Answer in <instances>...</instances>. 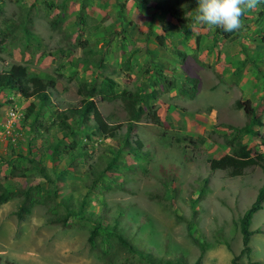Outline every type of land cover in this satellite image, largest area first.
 Returning a JSON list of instances; mask_svg holds the SVG:
<instances>
[{"label":"rangeland","instance_id":"obj_1","mask_svg":"<svg viewBox=\"0 0 264 264\" xmlns=\"http://www.w3.org/2000/svg\"><path fill=\"white\" fill-rule=\"evenodd\" d=\"M69 1L55 0L52 7L54 2L50 0H0V70L15 65L12 52L17 53L26 45L28 57L23 63L34 73L55 81L59 94H55L54 99L61 108L79 104L83 98L79 86L88 79L98 83L109 76L116 83V92L132 90L135 80L130 77L132 66L127 61L133 50L131 36L124 42L121 33L114 32L106 36L105 47L106 42L96 33L93 35L97 17L86 14L83 5L78 12H70ZM195 5L197 7V0H181L183 8H191L189 20L182 16L181 10L175 15L186 19L183 23H189L194 30L203 32L204 26L194 21ZM22 6L27 7L25 12L20 11ZM77 14L82 17L84 26L74 24ZM24 24L33 31L28 32L31 38L28 44L24 43L25 33L20 27ZM162 28L169 31V35H175L169 23L163 22ZM117 41L125 43L126 48L119 47ZM99 43L101 51L117 53V58L110 59L101 70L93 65L96 53H85L86 48ZM256 46H261L259 40ZM260 50L252 53L255 58L262 54L264 58V51ZM205 51L206 48L201 47L199 53ZM80 55L88 58L87 67L73 66L74 59H82ZM238 56L236 61L246 67L245 55ZM196 57L195 51L191 58L197 66ZM201 58L198 65L201 82L195 99L187 100L176 92L175 96H159L156 101L159 107L152 106L156 113L158 109L166 110V104L172 105L177 114L187 116L186 122L178 117L163 121L156 113L158 122L151 123V110L129 133L130 142L138 141V145L127 148L123 142L119 143L128 120L121 103L118 100L100 102L95 98L96 109L107 124L119 125L113 139L96 136L86 139L81 135L63 140L61 144L74 143L76 150L68 158L60 159L51 156L54 140L48 144L45 138L39 151L34 149L39 139L29 142L33 152L37 151L31 159L41 161L43 171L28 170L25 178L11 179L12 186L38 185L43 192H54L55 201L65 199V203L72 206L84 202L85 217L79 222L83 229L65 230L44 225L46 211L40 206L33 207L23 222L16 223L11 216L15 200H10L0 206V264H102L96 254L87 249L85 239L89 228L97 230L96 242L102 238L115 241L111 235L116 232L131 245L132 253V250L121 253L110 264H146L145 255L161 260L183 257L186 264H192L200 252L186 236L187 227L203 250L200 264H232L234 258L236 262L248 264L245 256L239 255L238 219L254 201L263 182V170L251 167L244 169L240 176L231 177L226 170L211 171L208 160L228 155L236 142L249 149L252 155L264 153V142L236 133L247 120L241 110L234 108L236 97L231 86L217 83V57ZM177 86L175 83L174 87ZM4 93L0 91V105L8 106V102L4 103L8 101ZM20 101L15 108L19 113L25 107ZM6 113L0 109V123ZM49 122L46 120L44 124L49 125ZM260 126L255 123L252 130H260ZM2 130L0 126V132ZM262 132L264 134V129ZM3 137L0 135V177L8 174L12 165L28 167L25 160L18 157L24 153L21 148L24 139L9 143ZM108 164L109 169L103 170ZM101 171L105 172L92 186L91 182ZM44 173L47 179L41 177ZM54 205L59 214L66 207L61 203ZM261 207L252 215L248 228L259 231L249 238V261L264 264V201Z\"/></svg>","mask_w":264,"mask_h":264},{"label":"crops","instance_id":"obj_2","mask_svg":"<svg viewBox=\"0 0 264 264\" xmlns=\"http://www.w3.org/2000/svg\"><path fill=\"white\" fill-rule=\"evenodd\" d=\"M50 1L54 2L55 0ZM70 1L67 3L70 12H78L80 5H83L86 14H92L97 17V26L93 30V35L96 33V36H100L103 42H106L104 43L105 47L108 43V37L106 36H110L114 32L118 34L121 33L120 36L124 38V42L126 39L129 40V35L131 36L133 50L132 53L129 52L130 58L128 57L129 60L127 59V61H129V64L132 66L130 77L135 80V85L130 92L137 91L149 93L152 89H157L159 92L153 102L154 108L157 109L160 105L158 102L156 103L159 96H175V93L177 92L176 88H168L165 81L172 79L175 83L181 84L183 78L189 76L196 78L198 81L196 93L193 98L195 99L201 82L199 77L200 70H198V65L201 64L200 61L202 60L201 57L213 58L216 56L217 59L215 63L216 69L218 70L217 74L219 75L217 83L220 81L219 86H221V83L225 86L230 85L232 89L231 91L235 95L236 100L248 101L250 103L251 107L254 109L255 116L259 119L261 125L260 130L257 129V131L264 136L262 132L264 129V58H262L263 54L261 56L259 55L258 58H255L256 55L252 54L256 52V50L261 49L264 51V16H258V13L261 10L258 6L243 14L241 17L243 27L238 32L230 33L224 38L218 33L219 28H208L207 26H204V31L200 32L194 30L193 26L189 25V23L178 24L174 18H169L167 10H161L158 8V4L162 0H147L146 2L145 0ZM54 4L55 2L52 3V7ZM26 9L27 7L22 6L20 11L25 12ZM190 10V7L184 8L181 12L183 13L182 16L188 19ZM76 19L77 21L75 23L73 21L75 25H85L82 17ZM163 22L170 24V27L176 31L174 32L175 35H169V31L165 30L164 32L162 30ZM20 27L21 30H24L27 33H33V31L29 29V25L24 24ZM188 30L189 32L186 33ZM201 34L204 35V37ZM158 36L162 37L161 45H158L155 41V38ZM27 38L24 40L25 44H27L28 40L31 41L29 36ZM258 40L261 46H256ZM117 43L118 46L120 45L119 47H123V49L126 48L125 43L124 45L121 41H117ZM101 46L102 44L99 43L93 48L90 47L85 49L86 54L89 51L92 52V54L96 53L95 56H97V59L95 63L93 64L90 62L89 64H93L94 68L97 70L103 69L105 63L111 61L110 59L117 58L116 52L111 51V53H105L104 51H101ZM201 47L206 48L205 53H199ZM25 48L26 45L21 50L17 51L18 54L12 52V60L17 62L15 65L27 66V64L23 63L28 57L25 53ZM195 51L198 57H196L197 66L193 63L191 58L195 55ZM241 54L245 55L244 59L247 62L246 67H242L239 65V62L236 61L239 58L238 55ZM122 57L124 59V55ZM80 58H82V55H80ZM87 62H89L87 57L80 60L74 59L73 66L75 67L76 65V67H83L84 65L86 66ZM27 69L30 72H33L31 69ZM222 76L224 78H222ZM104 78L112 80L109 76ZM89 82H91L90 79L84 81V83ZM2 90L5 91L4 94L8 96V101H4V103L8 102L9 104L8 106L2 104L6 106L5 108H2V105H0V109L7 112L5 118L1 121L2 123H0V126L3 128L0 135L4 136L3 139L10 143L11 140L16 141L19 138H23L24 146L21 147L24 150L23 154L27 152V157L31 158L32 155L35 156V153L39 151L38 147L41 148L42 145L40 144L45 138L48 140V144H50L54 139L53 137H62V133L57 131L54 126H51L48 132H45L43 128L39 127L37 130V128L34 129L30 126L32 122L35 126H38L39 123L44 124V121L47 120L49 115L48 110L46 111L45 107L38 105L37 101L34 99H23L13 92L6 89H1L0 91ZM55 94H59V90L58 85L54 81V88L51 90V95L49 96L50 102L53 104L56 102L55 105L57 106V109L60 108L64 110L69 106L67 105L64 108L59 107L58 101L54 99ZM19 99L21 100L20 102L23 107L25 106L20 113L15 110ZM10 100L13 102L10 103ZM30 103L34 106L33 114L25 117V110ZM165 107L166 110L163 108L162 110H156V113L163 121H168L170 117H178L185 122L187 121V116L183 113L177 114L174 106L166 104ZM34 112H37V116H35ZM33 116L35 118H33ZM200 117L202 119V116ZM91 123L92 122L89 121V124ZM135 123L136 122H134V124ZM69 125L76 128L73 133V138H80L81 135L84 136L85 133L89 132L88 128L81 127V123L76 118L69 120ZM89 136L93 137L91 134ZM71 138L72 137L62 138L60 142ZM35 139H39V143L36 145L34 144V149L37 151L33 152V147H31L32 145H30L29 142ZM51 149V156L56 158V151L53 146H51ZM35 159L38 158L35 157ZM40 164L43 165L41 161ZM47 173L49 175L48 171Z\"/></svg>","mask_w":264,"mask_h":264},{"label":"trees","instance_id":"obj_3","mask_svg":"<svg viewBox=\"0 0 264 264\" xmlns=\"http://www.w3.org/2000/svg\"><path fill=\"white\" fill-rule=\"evenodd\" d=\"M158 8L161 10H167L168 15L174 18L178 24H182L186 19L177 18L175 12L177 10H183L181 6V0H162L158 4ZM261 10L258 16H264V2L257 5ZM188 8V7H187ZM83 7L80 5V9ZM79 14V13H78ZM79 15L77 18L79 19ZM189 20V19H188ZM165 32V29H162ZM189 30L186 32L188 33ZM25 35H28L25 32ZM218 33L226 38L230 33H225L222 29L218 30ZM6 34V33H4ZM27 38V36H24ZM4 38V35L1 36ZM28 39V38H27ZM158 45L162 43V37L158 36L155 38ZM1 42V40H0ZM28 44V41H27ZM160 76L159 74H157ZM57 76V75H56ZM197 79L189 76H185L181 84L175 86V82L172 79L165 81L168 88H176L178 96L191 100L194 98L197 87ZM54 88V80L52 78H47L42 74H37L30 72L26 67L21 65H12L5 70H0V90L6 89L14 94L18 95L23 99H34L37 101L38 105L45 107L48 110V118L50 120L49 125L39 123L38 126H30L34 129L40 127L49 131L51 126L62 133V137H53V148L56 151V158L60 159L65 156L75 152L76 148L74 143L71 144H61L60 140L66 137H72L76 130L75 127L69 125V120L77 119L81 123V127L88 128L89 132L84 134V137L90 138L91 136H96L99 138L113 139L116 135L115 132L119 130V125L107 124L105 118L98 112L95 106L94 99L96 98L100 102H110L118 100L121 103L124 113L126 114L128 120L125 125V133L121 137L119 143L123 142L128 148L130 145H138V141L134 143L129 140V133L131 132L134 122H137L143 116H148L150 111L153 109V102L159 92L157 89H152L149 93L142 92H130V91H119L116 92V83L108 78L101 79L98 83H82L79 86V91L82 92L83 98L79 101L76 106H67L64 110L57 109L55 103L50 102L49 96L51 95V90ZM234 108L241 110L247 122L240 129L236 130V133H242L249 137H257L264 142V137H262L257 131L252 130V126L259 123L257 120L254 109L251 107L248 101L234 102ZM34 106L30 103L25 110V117L33 114ZM37 116V112H34ZM33 118H35L33 116ZM89 121L92 123L89 124ZM151 123H157L158 118L155 111L152 110ZM91 130V131H90ZM76 139V138H74ZM75 142V141H72ZM61 144V151L58 150V146ZM264 146V143H262ZM61 152V153H60ZM27 152L25 154L19 155V159L25 160V164L28 167H17L12 165L8 174L0 177V206L5 204L10 200H15L14 209L11 212V216L14 218L16 223L23 222L25 217L29 215L30 210L35 206L43 207L46 211V218L43 224L47 226H58L65 230H81L83 226L79 223L85 217L83 215L82 209L85 204L82 201L76 203L75 205H70L65 203V199L55 201L56 194L54 192H43L39 189L38 185L30 186L26 184L25 186H12L10 180L16 178H25L28 170H34L36 172L43 171L41 164L33 159L27 157ZM62 154V155H59ZM71 155V156H72ZM71 158V157H70ZM69 158V160H71ZM69 163H67V166ZM209 169L211 171L215 170H226L229 176H240L242 171L251 167H260L263 170V182L261 187L258 189L254 201L249 205V207L244 210L240 218L238 219V232L240 234L241 249L239 255H244L247 259L248 264H259L257 261H249V255L251 249L249 247V238L253 234H258V230H249V225L251 222V217L254 213L261 210V204L264 201V153L251 154V151L247 149L240 142H236L234 147L230 149L228 155H224L219 159L208 160ZM66 166V167H67ZM110 165L108 164L105 169L108 170ZM105 171L99 172L91 182L93 186L96 181ZM48 174V173H47ZM41 175V174H40ZM42 178L47 179L46 173L41 175ZM3 181V183H2ZM56 203H61L65 207L63 213L59 214L55 211ZM112 233V232H111ZM98 236L97 230L94 228H89L87 230V236L85 239L88 251L95 253L96 258L101 261L102 264H110L112 259L117 258L121 253H129L131 245L126 242L124 238L118 235L116 232L111 236L115 241L108 240L107 238H102L100 241L96 242L95 238ZM186 236L189 240L198 247L199 256L194 260L192 264H200V258L202 254V248L198 245L197 241L191 236L189 232V227L186 228ZM133 250L131 251V253ZM144 256V255H143ZM146 264H186L183 261V257H174L173 259H156L151 255H145L143 257ZM237 258H234L231 262L232 264H242L236 262Z\"/></svg>","mask_w":264,"mask_h":264},{"label":"clouds","instance_id":"obj_4","mask_svg":"<svg viewBox=\"0 0 264 264\" xmlns=\"http://www.w3.org/2000/svg\"><path fill=\"white\" fill-rule=\"evenodd\" d=\"M264 0H197L194 21L208 28H219L226 33L238 32L241 17Z\"/></svg>","mask_w":264,"mask_h":264},{"label":"built area","instance_id":"obj_5","mask_svg":"<svg viewBox=\"0 0 264 264\" xmlns=\"http://www.w3.org/2000/svg\"><path fill=\"white\" fill-rule=\"evenodd\" d=\"M10 142H14V140H11Z\"/></svg>","mask_w":264,"mask_h":264}]
</instances>
